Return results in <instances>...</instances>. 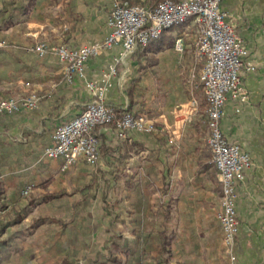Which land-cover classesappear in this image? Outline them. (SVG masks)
Masks as SVG:
<instances>
[{"label": "crops", "instance_id": "1", "mask_svg": "<svg viewBox=\"0 0 264 264\" xmlns=\"http://www.w3.org/2000/svg\"><path fill=\"white\" fill-rule=\"evenodd\" d=\"M112 2L34 0L23 21L0 31V39L8 44L0 49V96H18L29 89L40 96L36 109L0 116V175L4 184L0 218L7 206L16 207V200L24 198L20 190L25 184L46 187L47 181L64 171L61 169L63 160L45 159L43 150L53 143L57 126L76 116L92 98L86 82L100 81L109 74L115 57L122 50L120 44H114L101 51L87 60L82 76L67 80L55 55L49 53L39 57L23 48L41 41L64 42L77 47L102 40L108 33L106 21ZM220 7L243 38L247 62L254 68H244L241 73L248 92L247 101L237 104L228 98L220 121L225 137L252 158L251 165L236 184L239 229L235 252L240 264H264V0H221ZM167 35L182 38V54L177 53L173 45L139 59L133 56L124 73L122 70L118 75L109 76L110 86L104 93L107 104L127 107L124 91L132 80L139 78L138 84L143 79L144 83L155 80L156 91L152 95L138 92L137 87V94H134L137 103L132 111L153 119L157 131L146 134L129 130L125 139L116 141L110 129L99 128L96 130L99 146L109 149L101 155L96 166L84 161L75 163L79 164L76 183L99 175L107 184L112 181L108 184L111 189L118 173L119 219L126 230L121 231L122 237H134L129 228L138 218L143 223L155 224V228L166 223L169 235H174L170 262L207 264L213 251L214 230L217 231L215 245H222V230L216 218L222 187L207 143V129L194 124L197 108L191 100L196 98L193 89L199 80L196 78L192 82L189 77L184 78L179 69L190 70L196 66L192 59L191 36L178 30L166 32ZM145 63L147 65L141 69ZM116 158H119L118 163ZM139 188L144 194L141 201L140 193L133 197ZM153 204L158 207L159 216H154ZM23 222H27L26 217ZM16 229L0 231V240L12 236ZM55 233L47 235L45 230L36 229L26 234L20 243V254L36 256L46 249L55 253L58 248V244L52 245ZM80 237L87 238L86 234ZM89 241L86 252L104 250V246L101 248L95 241L91 244ZM189 245L197 257L193 260L189 255L181 257L187 254ZM20 254L11 251L7 258L0 259V264H16Z\"/></svg>", "mask_w": 264, "mask_h": 264}, {"label": "built area", "instance_id": "2", "mask_svg": "<svg viewBox=\"0 0 264 264\" xmlns=\"http://www.w3.org/2000/svg\"><path fill=\"white\" fill-rule=\"evenodd\" d=\"M220 3L221 0H164L150 7L115 1L111 5L106 21L108 33L102 40L77 47L66 43L49 45L42 42L25 46L23 49L39 57L49 53L55 55L62 65L66 79L72 80L74 76L83 75L85 63L89 58L97 56L114 44L121 45L119 57L125 62L139 46L159 37L164 30L191 18L199 29L194 54L196 63L201 62L198 80L207 103V143L222 187L221 205L216 218L222 230V244L230 263L240 264L235 252L239 229L235 208L236 184L243 178V173L251 165L252 158L237 143L225 137L220 121L228 98L237 104L247 101L248 92L241 73L244 68L246 70L254 68L247 62V48L243 38L235 31L233 23L227 19V12L221 9ZM7 46L6 40L0 39V49ZM174 50L179 54L183 53L184 44L181 37L175 39ZM114 74L115 64L110 68L109 74L100 81L86 82V88L92 92V98L76 116L57 126L52 136L53 143L43 150V158L51 160L61 158L62 170L77 161H84L90 165L97 162L99 139L94 128L114 121L113 107L104 101V93L110 86L109 76ZM191 104L197 108L196 98H192ZM37 106L38 98L34 93L20 99L0 98V115L34 110ZM114 123L115 134L120 139L126 138L129 129L148 133L155 131L153 119L143 114L135 115L127 110ZM33 187L32 183L25 184L20 190V195L28 196Z\"/></svg>", "mask_w": 264, "mask_h": 264}, {"label": "trees", "instance_id": "3", "mask_svg": "<svg viewBox=\"0 0 264 264\" xmlns=\"http://www.w3.org/2000/svg\"><path fill=\"white\" fill-rule=\"evenodd\" d=\"M161 1L164 0H144L143 2L145 5L154 7ZM33 2L34 0H0V31L23 21L26 18V15L28 14ZM130 2L134 4V2ZM191 22L192 19L190 18L180 25L172 26L164 30L159 37L150 39L145 45L140 46L138 49L137 58L139 59L145 57L148 55V53L158 51L164 46H173L176 37L171 35L165 36L166 32L174 30L181 32L183 31V27L187 25L190 26ZM191 27H194V25H191ZM192 30L193 29H191V31ZM146 65L147 63L141 65V69ZM138 83L139 78L132 80L124 91L128 98V104L126 108H123L122 106L111 105L114 110V121L120 119L126 110L133 112L135 115L139 114L137 113L138 111H132V106L137 103V101H134L133 93L136 91ZM193 95L199 99L197 105V115L194 124L197 128H199V126H204V128L207 129V103L200 83L196 89H193ZM140 105L144 104L140 102ZM114 121L112 123L106 124L105 126L113 127L115 125ZM98 129L99 127H96L95 131ZM108 149V147L106 148L99 146L101 155L106 154ZM116 159L118 163L119 158ZM147 176L148 178L150 177L149 174ZM114 178L115 184L113 187H117L119 189V174L117 173ZM148 178L146 177L149 183L150 180ZM92 179V181H90V179H86L83 182L77 183L74 193H78V196L73 197L71 200L69 199L64 201L65 204L62 202L61 205H59L60 208L65 206L68 209H72L74 214L67 221H63L60 218L40 217L32 220L30 223L22 222L27 214L32 210L34 205L49 200H58L63 197V192L58 194L52 192L45 193L39 200L30 196L26 200V203L21 206L19 209L20 211L17 212V218L12 222H9V224H5L13 225L20 222L22 223L21 226L14 231L12 236L0 240V259L2 260L7 258L11 251L20 254V243L24 239L25 235L32 233L39 226L46 224L47 221H49L52 223H59L61 226V230L55 233V241H53L52 245L55 246L58 244L57 251L64 252V254L61 255L58 263L55 264H190V261L189 263L185 261H178L176 263L170 262V257H172L170 253V244L174 238V235L173 233L169 235L166 223H163L162 227L160 228H155L153 223H143L138 218L129 228L134 237L132 239L123 238L121 230L117 229L118 225L121 223L119 215L115 210L112 209V207L115 205L118 209L120 208L118 207L120 200L119 197L115 198L116 202H108V208H106L108 210V215L111 216L109 225L112 227V232L108 240H106L103 245L104 250L92 249L90 250V253L86 252L87 248H89V244L87 243L88 238L80 237L82 234L87 233L84 230V227L87 224H83L84 220L86 219L84 212L90 204L91 197L94 195V193L91 194L89 191L93 190L94 192L99 186V183L94 180L95 178ZM3 185L2 176L0 175V196L4 193ZM134 193V198L140 193V201L141 198L144 197V194L140 191V188ZM19 201L20 200L17 199L16 203H19ZM17 207L19 208V206ZM0 231H4V228H2ZM26 257L27 259L29 258L28 255H26Z\"/></svg>", "mask_w": 264, "mask_h": 264}, {"label": "rangeland", "instance_id": "4", "mask_svg": "<svg viewBox=\"0 0 264 264\" xmlns=\"http://www.w3.org/2000/svg\"><path fill=\"white\" fill-rule=\"evenodd\" d=\"M115 1H126V2H128V4L135 5V6H148V5L144 4V2H143L144 0H113V2H115ZM130 1L134 2V4H132ZM191 25L192 26L194 25V27H191ZM191 29H193V30L191 31ZM198 30H199L198 25L195 24L194 22H191L190 26L187 25V26L183 27V32H185L187 34L189 33L190 34L189 36H191V41L193 43V51H192L193 52V55H192L193 58L192 59H193V62H195L196 66H193V67L191 66L192 68L190 70H189V68H183V67H181L179 69H180V72H182V74L185 75L184 78L189 77L188 80H190L192 82L194 80L196 81V78H198V72L200 71V67H201V62L196 63V58H195V54H194V44H195L196 38L198 36ZM42 42L49 44V45H59V44L64 43V42H61L59 44H53V43H49L46 41H41L38 43H42ZM38 43H36V44H38ZM139 48H140V46L138 47V49ZM138 49L135 52H133L131 55H129L125 59V62H123L120 59L119 56H120L121 51L119 52V54L115 57L116 61L114 60L115 73L117 75L119 74L120 71L123 70V73H124L127 70L126 68H128V60L130 58H132L133 56L135 58H137ZM198 67H199V70H198ZM184 73H186V74H184ZM154 81L155 80L150 79V80H146L147 83L146 82L144 83V79L141 80L140 84H138V86H137V87H139L138 92L142 91L143 93H148L151 95H152V93H155L156 89H154V86H153ZM160 91H161V89H160ZM30 93H34L36 95V97L38 98V104H39L40 96L37 94V92L35 90H32V89L31 90L29 89V90L25 91V93L20 94L18 96H5V97L0 96V98L1 99H4V98L20 99V98L26 97ZM134 94L135 95L137 94V89L133 93V95ZM2 115H6V114H2ZM2 115H0V116H2ZM105 125H100L97 127L110 129L113 132L114 139L116 141L122 140L119 137H117L115 134V127H116L115 125L113 127L105 126ZM95 128H94V132L97 135ZM129 130H135V129H129ZM156 131H157V127L155 125V131H153L151 133H148V132H141V133L153 134ZM138 132H140V131H138ZM207 135H208V128H207ZM126 136H127V133H126ZM97 157H98V160L101 158V151L99 150V148H98ZM96 165H97V163H95L91 166H96ZM78 167H79V164L78 165L75 164L74 166L68 167L67 169H65L61 173H58L57 176H54L51 180H49L45 183L46 187L45 186H43V187L38 186V185H35V183H34V187H33L32 192L28 196L20 199V201L16 205V207L12 206V205H9V207L7 206L5 214L3 215L2 218H0V230L2 228H4V230H8V229H16V228L20 227L22 224L21 222L18 224H13V225H5V224H9V222H12L14 219L17 218V212L20 211L19 209L21 208V206L23 204L26 203V200L30 196L39 200L41 198V196H43L45 193H51V192L57 193V194L63 192V197L60 198L61 200L60 199H58V200L54 199V200H49V201L37 203L36 205H34L32 210L27 214L26 221L30 223L32 220H34L36 218H40V217L60 218L63 221H67L68 219H70L72 217V215L74 214L72 209H68L65 206L60 208L59 205H61L62 202L64 203V201H66V200H69V199L71 200L73 197L78 196L77 195L78 193H74V189H75L76 184H77L76 182L78 181L77 176L75 175V172L77 171ZM108 177H109V175H108ZM92 178H95L94 180H96L99 183V186H98V188H96V191H94V192H93V190L89 191L91 194L94 193V195H93V197H91V203L89 204L86 211L84 212V214L86 215V217H85L86 219L84 220L83 224H85V225L87 224V225L86 226L83 225V226H85L84 230L87 232L86 236L90 240L89 243L91 244V243H93V241H95L96 242L95 244L97 246L103 248L104 243L106 242V240H108V238L112 232V230H111L112 227L109 225V221L111 219V216L108 215V210L106 208H108V204L110 202H116L115 198L119 197V189L117 187H115V188L113 187L110 189L109 185L111 184L110 182H112V181H109V183H108L109 185H108L106 182L102 181L103 177H100L99 175L98 176H95V175L90 176V178H89L90 181L93 180ZM39 189H44V192H42L41 190L39 191ZM149 194H151V192ZM151 203H154L153 200ZM154 205L155 204H153V207H152L153 212H155L154 216L155 215L159 216L160 211H159L158 207L154 206ZM17 206H19V208ZM112 209L115 210L118 213V215H120V211H121L120 208L118 209L115 205L114 207H112ZM117 229H120L121 231H126L125 226H123L121 223L118 225ZM37 230H43V231L45 230L46 234L48 233L47 235H51V234H54L55 232L60 231L61 226L59 225V223H56V222L52 223V222L47 221L46 224L39 226L37 228ZM216 233H217V231L214 230V237H213V241H212V250L213 251L208 256L209 259H208L207 264H231L229 257H228V254H227L223 244L222 245H219V244L215 245V234ZM48 239H51V236ZM46 245L49 246L48 243H46ZM204 253H205V251H204ZM61 255L57 251L54 253V252H52V250L48 251V249H46L43 252L37 253L36 256L28 255L29 259H27L26 255L20 254V256L15 260V262H16V264H55V263H58ZM184 255H186V256L189 255L188 258H191V259L192 258L195 259V257H196L195 254L192 253V249H191L190 245L187 247V254H182L181 257L184 258L185 257ZM32 258H33V260L31 263ZM82 258H84V257H82ZM29 260H30V263H29ZM81 261H82V259H81Z\"/></svg>", "mask_w": 264, "mask_h": 264}]
</instances>
